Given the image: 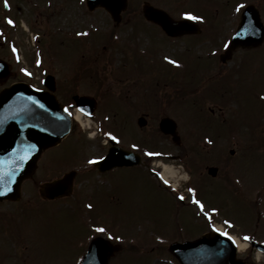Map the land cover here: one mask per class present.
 Returning a JSON list of instances; mask_svg holds the SVG:
<instances>
[{"label":"rangeland","instance_id":"rangeland-1","mask_svg":"<svg viewBox=\"0 0 264 264\" xmlns=\"http://www.w3.org/2000/svg\"><path fill=\"white\" fill-rule=\"evenodd\" d=\"M77 1L8 0L6 5L0 0V59L13 65L0 86L21 80L40 86L45 71L54 73L66 91L61 101L71 99L65 94L94 96L97 129L144 154V163L114 171L106 177L111 196L106 200L102 191H92L90 202H85L93 207L83 206L81 195L90 194L83 190L92 188L97 177L81 171H88L89 161L101 154L103 137L98 131L86 149L79 150L73 139L80 128L74 127L58 150L41 156L22 183L20 199L0 203V264H78L85 240L96 234H111L121 244L108 264H178L168 256V244L214 230L221 217L256 232L264 224V51L247 55L255 59L243 63L241 52L220 62L223 50L209 44L159 47L145 33H137L140 29L133 33L135 23L125 25L126 15L116 26L101 10L87 15ZM8 19L14 21L12 26ZM110 31L116 34L113 41L106 37ZM172 60H180L183 67ZM139 116L147 120L142 127L136 123ZM163 116L176 121L179 146L158 130ZM144 139L156 143L149 147L154 151L141 146ZM179 153L184 161L158 159ZM159 162L175 167L169 184L182 197L191 172L203 210L188 203L190 195L179 202L163 189L162 180L157 183L147 166ZM206 166L218 168L214 178L207 176ZM70 169H78L72 195L49 201L39 194L41 183ZM235 186L243 193L259 189L251 206H233L222 199L237 190ZM205 215L212 217V226ZM99 227L107 231L97 232ZM234 231L240 232V227ZM251 259L257 263V255Z\"/></svg>","mask_w":264,"mask_h":264},{"label":"water","instance_id":"water-1","mask_svg":"<svg viewBox=\"0 0 264 264\" xmlns=\"http://www.w3.org/2000/svg\"><path fill=\"white\" fill-rule=\"evenodd\" d=\"M144 10L149 19L158 20V15L153 9L145 6ZM181 24H175L171 20L161 22V26L168 33L175 32L176 27ZM232 42L236 44L235 38ZM7 68V65L0 61V78L7 75ZM52 78H46L49 90H38L26 83H14L0 91V191L5 187L10 188V191L0 195V201L19 198L20 184L34 170L41 151L59 142L70 127L68 114L52 92L55 89ZM74 98L77 103L88 101L85 97ZM93 103L94 101L89 102L91 106H95ZM92 110L93 108L90 111ZM139 122L144 123L141 119ZM175 126L170 118L161 119L159 124L161 131L172 135H175ZM31 145L35 147H30ZM13 149L17 151L13 153ZM26 150H29L28 159L22 161L23 167H17L15 161L24 155ZM137 162L135 154L113 148L97 165L105 169ZM9 172L13 175H8ZM69 180L70 174H67L63 178L43 184L39 190L40 194L49 198L61 196L68 192ZM118 248V245L97 238L90 243L80 264H107L110 255ZM170 250L181 264H244L236 259L233 243L218 233L203 235L194 241L174 243Z\"/></svg>","mask_w":264,"mask_h":264},{"label":"flooded vegetation","instance_id":"flooded-vegetation-1","mask_svg":"<svg viewBox=\"0 0 264 264\" xmlns=\"http://www.w3.org/2000/svg\"><path fill=\"white\" fill-rule=\"evenodd\" d=\"M208 1L209 0H126L125 6L123 5V0H110L108 6H103V4L99 3L98 0H91L90 3H88L87 0H78L77 3L79 4V6H84L87 12L86 14L89 16L97 10H101L108 16V18L112 19L113 15H116V17H119L121 21V19L126 15L125 25L129 23L136 24H134V30H136L133 33L140 29L141 31H137V33H145L146 36L150 37V42L156 43L159 47H164L165 45L175 46L177 43H179L180 45L184 46L185 49H191L195 46L209 44V47L211 48H214L213 46H215L224 51L229 48H225L224 44H230L231 38L235 35L236 44H234L232 52L228 53V55L226 54V56L230 57V59L232 58V55L234 53L241 52L242 55L244 54L245 56V59H242V62L244 63L245 60L251 62L255 58H248L247 55L261 54V50L264 51V0H220L218 3L212 1H209L211 3H208ZM145 2H149L154 7L163 9L174 19H187L184 17L183 13L191 12L194 15L202 16L203 20H190V22H192V26H184L185 31L189 32H183L175 36H170L161 29V26L158 25V23H152L145 19L142 8ZM239 4H243L244 7L241 8L239 12H237L236 8ZM62 7L64 8L63 5ZM119 9H121L120 12H116V14L112 13V11H117ZM136 17L140 20V22L137 21ZM216 20H218L217 23H215ZM137 24L141 25L137 26ZM115 25L117 26V24ZM241 27L243 28L242 30ZM180 31L183 30H181L180 28ZM237 33H239V35H237ZM206 56L208 57L209 55L206 54L205 57ZM177 61L180 65H183L180 60ZM57 90H59V92L57 93L60 94L59 96H61L62 98L65 90H62L59 84H57ZM65 95H68L71 99L67 100L64 104L68 107L71 106L72 109H75L76 105L73 102V96L75 94ZM82 107L86 108L87 106L82 105ZM128 111H130V109ZM94 115L95 114L92 115V118L95 117ZM78 134L81 137H79ZM86 134L87 133L85 131L83 132L79 129L75 134L73 142H75V147L79 148V150L81 148L86 149L85 146L87 145V143H90V141L85 137ZM82 137H84L85 139ZM111 140L112 139L110 138V136H106L104 140L100 138V141L102 142V152L95 159L103 157L108 152V150L112 147ZM146 141L150 142L149 139H144L143 143H141V146L149 144L146 143ZM154 144L155 142L151 143V145ZM60 145L61 143L54 148L46 150L43 154L58 150ZM175 145L179 146V144ZM79 150H77V152H79ZM172 156L175 157V159L173 160L176 161L182 159V155L180 153L174 154ZM94 165L95 164L89 165L90 170L88 169V171H86V169L82 170L81 172L85 173L90 171L93 172L95 176L100 177L101 180L98 181L100 183V185H98V187L100 188L99 191L103 192L105 199L107 200V198H109L110 192H108V188H106L108 182L106 177H108L118 169L130 167H118L106 171H99ZM205 168H207V166ZM75 171L76 179L78 169H76ZM147 172L150 173V175L154 179H157L155 175L157 173L156 170L147 166ZM188 173L189 184L190 182L192 183V180L194 179H192L193 177L191 176V172L188 171ZM235 187L237 188V190L233 189L229 192V197L227 196L226 198L225 196H223L222 199L228 200V203H231L233 206L234 203L236 204V206H251V203H254L255 194L259 192V189L253 187L252 190L243 193L242 187ZM163 188L168 191V193H170L172 197L176 196L175 193L170 189L168 190L167 187L164 186ZM230 189H232V187H230ZM261 189H264V186ZM263 196L264 192L260 196V201L262 200ZM229 198L233 199V201H230ZM243 202L246 204H243ZM256 212H258L257 209ZM258 220L259 218H257V221ZM222 221H227V223H225V228L229 229L231 233H234L236 236H238L239 239L249 242L246 249L243 250L242 257L238 256L244 261L245 264H259L255 263V261L251 259V256L256 254H259V256L264 260V235L260 234V231H264V224L259 227L257 226V230L256 232H254L251 227H246L241 224L236 225V223H233L230 218L222 217ZM229 222H232L233 224ZM236 226L240 227V232L234 231V228ZM250 226L253 225L250 224ZM246 236L249 237V239H245Z\"/></svg>","mask_w":264,"mask_h":264},{"label":"snow or ice","instance_id":"snow-or-ice-1","mask_svg":"<svg viewBox=\"0 0 264 264\" xmlns=\"http://www.w3.org/2000/svg\"><path fill=\"white\" fill-rule=\"evenodd\" d=\"M4 2H5V4L7 5L8 0H4ZM243 7H244L243 4H239V5L237 6V8H236V11L239 12L240 9L243 8ZM183 15H184L185 18H187V19H189V20H203V17H202V16L194 15V14L191 13V12H184ZM8 23H9V24H13L14 21H12L11 19H8ZM237 35H239V33H237ZM224 47H225V48H228V47H229V43H225V44H224ZM14 50H15V49H14ZM17 58H19V57H17ZM165 59H168V57H165ZM38 63H39V61H38ZM171 63H173V64H177V61L172 60ZM25 71H26V70H25ZM29 75H31V73H29ZM65 110H66V109H65ZM108 135H110L111 138H112L114 141L117 140V137L114 136V135H112L111 133H109ZM30 147H35V145H31ZM133 147L135 148V147H137V145L134 144ZM12 151H13V153H15L17 150H16V149H13ZM147 154H148V155H153V153H150V152L147 153ZM28 156H29V150H26V151H25V154L22 155V156H20V157L18 158V160L15 161V163L17 164V167H23L22 161L27 160V159H28ZM89 163H96V159L94 158L93 160H90ZM7 174L10 175V176L13 175V173H11V172H9V173H7ZM0 178H2V176H0ZM165 183H168V181H165ZM8 191H10V188L5 187V188L3 189V191H0V195H4V194H5L6 192H8ZM189 191H190V192H193L194 189H189ZM181 199H183V197H181ZM195 203H196L197 205H199V207H200L201 210L204 209V204L201 203L200 200L195 199ZM88 207L91 208L92 205L89 204ZM213 211H215V209H213ZM225 223H227V221H226ZM95 230H96L97 232H101V233H105V232L107 231V230H106L105 228H103V227L96 228ZM216 231H217V232H220L221 230H220V229H216ZM223 235L228 236V233H227V232H224ZM108 238H109V239H112L111 234H108ZM116 239H119V237H116ZM229 239H231V237H229ZM245 239H249V237L246 236Z\"/></svg>","mask_w":264,"mask_h":264},{"label":"bare ground","instance_id":"bare-ground-1","mask_svg":"<svg viewBox=\"0 0 264 264\" xmlns=\"http://www.w3.org/2000/svg\"><path fill=\"white\" fill-rule=\"evenodd\" d=\"M74 117L78 122L82 123L83 125H87L89 123L88 120L85 121L84 119H82L79 112H75ZM163 168H164L163 173L161 174L163 179H166L167 176L172 178L176 173V170L170 165H164ZM233 240L235 241L238 251L243 250L247 246L246 243L240 242L234 237H233Z\"/></svg>","mask_w":264,"mask_h":264}]
</instances>
